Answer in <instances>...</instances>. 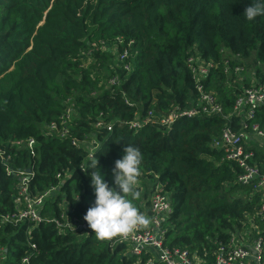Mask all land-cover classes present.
Masks as SVG:
<instances>
[{"label": "trees", "instance_id": "1", "mask_svg": "<svg viewBox=\"0 0 264 264\" xmlns=\"http://www.w3.org/2000/svg\"><path fill=\"white\" fill-rule=\"evenodd\" d=\"M255 2L0 0V147L9 153L10 167L31 166V194L55 187L40 222L0 224L2 264H140L143 256L128 254L124 243L98 241L92 231L57 233L50 220L63 221L61 214L83 218L95 194L91 176L81 168L96 156L104 179L115 187L112 169L129 144L143 156L139 210L146 212L157 185L169 197L162 245L185 250L200 264L212 263L216 245L241 232L258 205V192L236 182V164L211 145L221 127L237 126L238 117L197 114L179 116L168 126L147 122L138 128L127 123L150 110L161 116L172 107L194 106L196 92L185 65L189 55L213 63L204 89L226 116L242 87L264 80V16L249 21L244 15ZM124 48L128 71L118 60ZM235 65L243 71L233 73ZM112 76L116 85L108 84ZM66 108L68 134L60 137L47 127L54 122L59 130ZM254 119L263 123L264 114ZM27 137L35 140L34 156L22 144H11ZM71 137L93 140L91 156L87 144L74 146ZM250 149L264 170L263 147ZM15 181L0 161V212L12 210Z\"/></svg>", "mask_w": 264, "mask_h": 264}, {"label": "built area", "instance_id": "2", "mask_svg": "<svg viewBox=\"0 0 264 264\" xmlns=\"http://www.w3.org/2000/svg\"><path fill=\"white\" fill-rule=\"evenodd\" d=\"M121 42V40H117ZM93 46L95 43H91ZM103 42H99L98 48L103 49ZM127 49L124 48L118 55V60L122 61V68L125 71L130 69L129 63H123L127 58ZM232 58L237 59L234 55ZM224 71L228 69L227 60L223 61ZM185 65L189 70L192 78L193 88L196 92L195 104L187 109L180 110L172 107L164 115H153L152 110L147 112L144 117L135 116L127 126L129 128H138L147 122H155L161 126H168L174 119L179 116H194L197 114L221 115L228 117L229 114L236 115L237 126L224 125L221 127L217 136L211 139V145L214 148L222 150L223 158L233 161L239 171L236 175V182L250 187L251 192H258V205L253 218H248L249 228L245 232H236L230 234L225 243H218L213 253L211 264H264V170H260L253 160L254 154L250 149L253 144L264 148V122L260 123L255 120V114H264V80L254 83L247 87H242L241 91L234 97L229 112L226 116L222 115V107L215 95L204 89V79L208 69L213 67L211 61L199 59L195 55H189L185 58ZM235 74L243 71L242 65L232 67ZM116 77L108 79V84L116 85ZM126 102V101H125ZM70 109L66 108L58 117L59 130L54 122H51L47 129L58 131L60 137L66 136L68 130L64 123L68 121ZM101 124L100 121L94 123L95 127ZM106 129L110 125L106 124ZM71 144H87V156H91V151L95 147L93 140L85 143L83 140H77L71 137ZM15 146L22 144L27 149L29 156H34L35 140L27 137L24 140L11 142ZM6 154V155H5ZM9 153H5L0 147V161L3 165V171L6 176H15L16 181L13 185L12 210L0 212V224H16L20 222H29L36 224L44 217L41 215V208L49 193L55 189L51 186L40 193L31 194L28 187L29 179L33 171L31 166L22 169H14L5 161ZM28 170V171H27ZM58 176V174H56ZM93 205V204H92ZM171 210L169 197L166 192L162 191L161 186L157 185L148 196L146 212L152 220L147 229H139L133 232L127 239L115 238L109 241L124 243L127 246V252L131 255L143 256L140 264H200L194 255H188L185 250L172 247L168 248L162 245V235L164 233L166 217ZM63 221L59 218H50L57 233L63 232L64 229L71 231L88 232L92 231L87 222L82 218L72 217L68 219L61 214ZM32 247V246H31ZM4 250L0 247V264L4 259ZM22 263L27 262V256L21 258Z\"/></svg>", "mask_w": 264, "mask_h": 264}, {"label": "clouds", "instance_id": "3", "mask_svg": "<svg viewBox=\"0 0 264 264\" xmlns=\"http://www.w3.org/2000/svg\"><path fill=\"white\" fill-rule=\"evenodd\" d=\"M244 15L249 21L264 16V0H256L248 5ZM123 153L112 169L115 187H110L104 179L96 156L90 158L87 168H81L91 176L90 183L95 194V201L87 209L83 219L98 241L127 239L136 230L147 229L152 223L151 218L142 213L135 203L141 198V150L129 144L123 148Z\"/></svg>", "mask_w": 264, "mask_h": 264}, {"label": "rangeland", "instance_id": "4", "mask_svg": "<svg viewBox=\"0 0 264 264\" xmlns=\"http://www.w3.org/2000/svg\"><path fill=\"white\" fill-rule=\"evenodd\" d=\"M248 228H249V225L248 224H246L245 225V227L241 230V232H245V231H247L248 230Z\"/></svg>", "mask_w": 264, "mask_h": 264}, {"label": "crops", "instance_id": "5", "mask_svg": "<svg viewBox=\"0 0 264 264\" xmlns=\"http://www.w3.org/2000/svg\"><path fill=\"white\" fill-rule=\"evenodd\" d=\"M263 150H264V148H263Z\"/></svg>", "mask_w": 264, "mask_h": 264}, {"label": "water", "instance_id": "6", "mask_svg": "<svg viewBox=\"0 0 264 264\" xmlns=\"http://www.w3.org/2000/svg\"><path fill=\"white\" fill-rule=\"evenodd\" d=\"M28 171V170H27Z\"/></svg>", "mask_w": 264, "mask_h": 264}]
</instances>
